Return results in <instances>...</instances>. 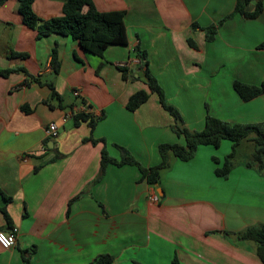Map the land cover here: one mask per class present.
<instances>
[{
	"label": "crops",
	"instance_id": "crops-1",
	"mask_svg": "<svg viewBox=\"0 0 264 264\" xmlns=\"http://www.w3.org/2000/svg\"><path fill=\"white\" fill-rule=\"evenodd\" d=\"M237 1L93 0L100 11H125L128 36L99 56L71 36L37 38L18 0H0V68L40 80L23 84L30 78L22 70L0 75V207L11 218L0 209V230L18 229L12 248L0 246V264H90L104 253L113 264H263L255 243L238 233L264 223V171L236 160L228 177L217 176L213 157L223 161L227 145H200L189 161L170 153L155 185L136 164L109 163L97 179L104 146L115 158L116 144L123 146L150 168L161 160L159 144H185L146 83L140 52L187 128L203 129L207 111L231 123H264V94L244 101L233 88L234 80L264 81V9L249 18L235 12ZM64 2L34 0L38 23L61 15ZM254 8L255 1L246 6ZM227 15L208 40L200 27ZM139 90L150 96L131 110L127 102ZM71 109L98 118L93 135L105 142L84 141L87 121L63 122ZM50 122L59 126L54 138L45 131Z\"/></svg>",
	"mask_w": 264,
	"mask_h": 264
},
{
	"label": "trees",
	"instance_id": "trees-1",
	"mask_svg": "<svg viewBox=\"0 0 264 264\" xmlns=\"http://www.w3.org/2000/svg\"><path fill=\"white\" fill-rule=\"evenodd\" d=\"M252 1H255V8L250 12L246 10V6ZM33 4L34 0H18V10L22 15L24 24L37 31V38L51 33L71 36L78 41L82 49L99 56H103L106 48L112 44L126 45L128 43L125 11L123 10L100 11L96 8L93 0H65L61 15L53 16L43 23H38L39 17L34 10ZM263 9L264 3L262 0H238L235 12H240L249 18H255L260 15ZM230 15L224 17L218 24L200 27L198 23H193V26L195 28L199 26L204 29L207 39L212 40L215 37L218 25L226 18L230 17ZM188 42L191 46L196 47L192 39H189ZM260 47L264 48V41L260 44ZM14 54L17 53H12V55ZM139 57L141 59L140 67L143 69L144 77L150 91L158 95L162 107L172 115L174 119L172 128L178 135L184 136L185 144H159L158 152L161 160L157 165L150 168H143L130 151L123 146L116 144L121 152L120 158L109 155L104 146L101 152V171L97 179L101 177L106 165L109 163L115 165L136 164L140 167L143 175L147 177L148 183L155 185L159 182L160 170L169 166L170 153H173L182 161H189L195 156L197 148L200 145H212L215 148H219L223 140H229L231 142V152L225 155L223 161H220L217 157H213L217 164L221 163V165L217 166L214 170L217 176L225 178L229 176L234 167L235 157L238 155L239 148L245 141L251 142L253 149L247 159H245L244 164L247 167L255 168L259 172L264 171V123H231L219 119L207 111L203 129L191 130L187 128L184 125L180 111L167 101L162 86L151 72L146 52H140ZM52 65L54 71L58 72L60 63L56 49H53ZM120 69L124 73L127 71L124 67H120ZM16 70L24 71L27 77L30 78H26L23 84H30L33 81L40 82L39 79L32 77L23 68H0V75L8 76L11 72ZM49 86L52 91L51 97L57 99L61 106L62 96L56 91L53 84H49ZM233 88L240 98L244 101H248L264 94V81L260 84H251L240 80H234ZM149 96V91L139 90L130 96L127 107L131 110H135L146 102ZM21 108L26 113L31 111L27 105H23ZM72 119L75 125H79L81 122L85 121L88 122L91 128V134L89 137L84 138V141H91L93 144H97L100 141L105 142L104 139L96 138L93 135L98 118L85 111H76ZM0 209L7 221H10L11 218L6 208L0 207ZM67 212L69 214L70 206ZM238 238L255 243L256 253L264 264V223L245 228L238 233ZM113 262L114 256L109 253H104L96 256L90 264H113Z\"/></svg>",
	"mask_w": 264,
	"mask_h": 264
},
{
	"label": "built area",
	"instance_id": "built-area-1",
	"mask_svg": "<svg viewBox=\"0 0 264 264\" xmlns=\"http://www.w3.org/2000/svg\"><path fill=\"white\" fill-rule=\"evenodd\" d=\"M75 95H78V91H75ZM84 107V105H83ZM76 109H71L70 111L66 112L63 117L62 121L65 122L68 119H71L73 117L74 112H76ZM58 123L56 122H50L48 126L46 127L45 131L48 137H56L58 135ZM151 199L153 201H158L159 196L157 194V191L154 190L151 193ZM18 229L14 227L11 231L6 232L3 230H0V246L4 249H10L16 244V233Z\"/></svg>",
	"mask_w": 264,
	"mask_h": 264
},
{
	"label": "rangeland",
	"instance_id": "rangeland-1",
	"mask_svg": "<svg viewBox=\"0 0 264 264\" xmlns=\"http://www.w3.org/2000/svg\"><path fill=\"white\" fill-rule=\"evenodd\" d=\"M226 145H227V149H226L227 151L226 152H228V153L231 152V142L229 140H223L222 141L221 146L219 148L220 151L224 150V148H226ZM250 147H252V143L245 141L240 146L239 151H238V155H237V157H235L236 158L235 161L237 160V162H239V163H242V161H245V159H247V157H248V152L250 150Z\"/></svg>",
	"mask_w": 264,
	"mask_h": 264
}]
</instances>
